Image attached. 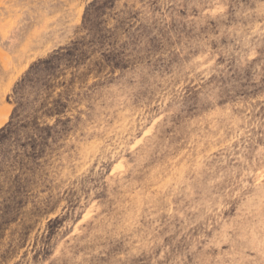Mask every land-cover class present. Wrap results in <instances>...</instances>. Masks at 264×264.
I'll return each mask as SVG.
<instances>
[{
    "label": "rangeland",
    "instance_id": "1",
    "mask_svg": "<svg viewBox=\"0 0 264 264\" xmlns=\"http://www.w3.org/2000/svg\"><path fill=\"white\" fill-rule=\"evenodd\" d=\"M0 264H264V0H0Z\"/></svg>",
    "mask_w": 264,
    "mask_h": 264
},
{
    "label": "bare ground",
    "instance_id": "2",
    "mask_svg": "<svg viewBox=\"0 0 264 264\" xmlns=\"http://www.w3.org/2000/svg\"><path fill=\"white\" fill-rule=\"evenodd\" d=\"M207 38V37H206ZM210 38V37H209ZM209 38H207L208 40H209ZM211 39V38H210ZM38 220H41V216H38L36 219H34V222L35 221H38ZM251 256H252V254H251Z\"/></svg>",
    "mask_w": 264,
    "mask_h": 264
}]
</instances>
